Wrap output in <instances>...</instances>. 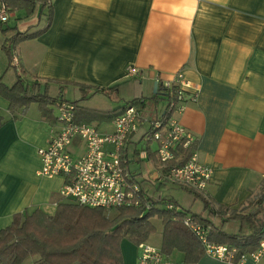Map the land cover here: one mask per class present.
Segmentation results:
<instances>
[{"label": "crops", "instance_id": "0c3cea01", "mask_svg": "<svg viewBox=\"0 0 264 264\" xmlns=\"http://www.w3.org/2000/svg\"><path fill=\"white\" fill-rule=\"evenodd\" d=\"M49 4L52 21L40 37L7 42L39 24L37 12L32 16L25 11L9 13V22L2 26L9 31L0 29V77L8 86L19 79L31 84L42 78L108 89L137 79L149 96L158 93L154 87L158 80L183 74L197 96L188 102L180 122L197 139L202 163L213 170L207 192L201 194L216 204L241 209L261 192L264 0H50ZM12 18L18 20L14 29L10 27ZM4 44L18 65L13 58L11 63ZM130 68L138 75H127ZM77 89L70 86L64 95L73 91L77 97ZM103 101L98 102L107 104ZM155 104L153 114L146 117L154 119L164 111L166 103ZM9 105L0 95V231L11 225L15 215L26 211L39 208L54 215L64 184L61 177L39 176L42 161L38 152L47 147L57 121L52 124L41 118L36 104L16 119ZM146 106L148 109V101ZM109 123L111 127L104 133L113 132L112 121ZM143 127L127 144L128 167L136 176L141 173L160 182L164 166L156 154L147 149L145 158L138 152L149 129ZM77 142L72 147L76 155L84 150ZM202 211L201 206L198 214ZM160 225L162 237L154 246L162 249L161 221ZM121 246L124 264H138V247L126 240ZM183 256L178 251L168 255L179 263L184 262ZM34 262L36 258H31L24 264ZM196 264L235 263L203 255Z\"/></svg>", "mask_w": 264, "mask_h": 264}, {"label": "trees", "instance_id": "16d2710c", "mask_svg": "<svg viewBox=\"0 0 264 264\" xmlns=\"http://www.w3.org/2000/svg\"><path fill=\"white\" fill-rule=\"evenodd\" d=\"M1 3L7 5L10 13L25 11L27 16L35 12L39 15V24L18 32L7 42L20 43L40 37L50 27L53 12L47 0H0ZM3 24L0 23V29L6 33L9 29H3ZM3 50L12 63L11 50L6 44ZM140 82L129 80L107 89L36 78L31 84L19 79L8 86L0 77V95L9 101L10 111L16 119L25 115L31 104H36L41 118L54 124L56 119L51 107L58 101H65L75 106V121L83 125L111 122L127 106H136L145 112L148 99L155 103L165 101L160 89L148 96L141 90ZM70 86L78 88L79 94L73 101L64 98V90ZM96 96L105 99L107 104L94 102ZM190 156V150L182 151L179 162L169 163L167 168L184 166ZM142 176L137 174V181L147 201L140 207L112 209L117 212L113 219L108 214L112 210L85 208L63 200L54 215L39 208L15 215L11 225L0 231V264H24L31 258H36L35 264H124L123 241L128 240L135 246L147 242L155 233L152 222L155 218L163 225L162 252L167 256L178 251L184 254V263L196 264L205 251L195 235L183 225L188 215L210 229L209 239L215 244L229 245L245 254L259 248L264 239V187L256 202L252 199L241 209H233L182 186L202 202L203 211L193 214L180 208L177 213L165 208L169 203L178 205L165 195L168 185ZM252 208L253 211L248 212Z\"/></svg>", "mask_w": 264, "mask_h": 264}, {"label": "built area", "instance_id": "2783aa9c", "mask_svg": "<svg viewBox=\"0 0 264 264\" xmlns=\"http://www.w3.org/2000/svg\"><path fill=\"white\" fill-rule=\"evenodd\" d=\"M48 3L50 0H47ZM6 4H0V23H8L11 14ZM14 65L18 60L13 58ZM135 68L129 69V76H137ZM165 97L164 111L151 119L142 114L136 106H127L113 121V132H100L90 124L75 121V106L58 101L57 130L52 134L47 147L39 150L42 161L40 177L64 179L60 190L63 201L91 209L118 210L126 207H140L147 201L141 192L137 176L128 167L125 154L127 142L140 132L144 125L149 129L143 141L150 149L156 144L158 163L164 166L160 182L171 186L187 187L199 193H206L213 176V170L202 163L197 151V139L180 122L187 110V104L197 96L193 84L183 74L172 79L157 82ZM82 144L84 150L76 155L72 150L74 142ZM81 148V145H79ZM191 151L189 161L182 167L167 168V164L179 162L182 151ZM148 150L141 152L147 158ZM169 211L179 213L181 209L173 203L165 205ZM176 220V218H174ZM183 225L189 229L204 247V256L225 263L264 264V239L253 253H241L235 247L219 245L210 241V229L197 222L191 215L185 216ZM138 264H186L171 260L160 248L143 242L138 246Z\"/></svg>", "mask_w": 264, "mask_h": 264}, {"label": "rangeland", "instance_id": "374dc122", "mask_svg": "<svg viewBox=\"0 0 264 264\" xmlns=\"http://www.w3.org/2000/svg\"><path fill=\"white\" fill-rule=\"evenodd\" d=\"M17 19L16 18H12L11 19V22H10V27H13L16 25L17 23ZM5 26V25H4ZM5 29V27H4ZM14 29V27H13ZM65 96V95H64ZM76 95L73 93V91H70L69 93L66 94L65 98L69 101H73L75 99ZM104 100V101H103ZM98 101H103V102H107L105 99H103L102 97L100 96H97V98L94 99V102H98ZM148 109L143 112L142 114L144 115H149L151 116L155 110V101L151 100V99H148ZM99 102V103H100ZM165 101H161V104H164ZM162 106V105H161ZM51 109L53 110V113L55 115V117L57 116V109L52 106ZM92 126H95V128L97 127V129H99L100 132H103V131H106V130H109L110 129V123L108 121H106L105 123H98V122H93V124H90ZM150 149L153 152L156 151V144H151L150 145ZM147 150V145L144 141H142L139 145H138V152H142V151H146ZM165 195L168 196L169 199H172L174 201L177 202V204H181L182 206L181 207H186L188 208L187 210H189L190 212H192L193 214H198L199 211H200V208L202 206V204L198 201H196V197L194 194H191V193H188L187 191H184V189L176 186H171V185H168V189L167 191H165ZM260 196V193H258L253 199L254 202L257 201L258 197ZM61 197V196H60ZM63 200V199H62ZM254 209V208H252ZM110 217H112V219L114 217L117 216V212L116 211H113L108 213ZM154 221V224L157 228V230H155V233L152 235V237L149 239V244L150 245H156L158 246V244H160V240H161V237H162V232H161V225H160V220L158 219H153ZM127 242L131 243L130 241L126 240ZM133 244V243H131ZM135 245V244H133Z\"/></svg>", "mask_w": 264, "mask_h": 264}, {"label": "water", "instance_id": "95a60500", "mask_svg": "<svg viewBox=\"0 0 264 264\" xmlns=\"http://www.w3.org/2000/svg\"><path fill=\"white\" fill-rule=\"evenodd\" d=\"M157 86H158L157 84L154 86L156 91H157V89H158V87H157Z\"/></svg>", "mask_w": 264, "mask_h": 264}]
</instances>
